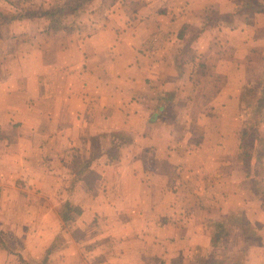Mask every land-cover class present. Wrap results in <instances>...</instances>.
Listing matches in <instances>:
<instances>
[{
    "label": "crops",
    "instance_id": "crops-1",
    "mask_svg": "<svg viewBox=\"0 0 264 264\" xmlns=\"http://www.w3.org/2000/svg\"><path fill=\"white\" fill-rule=\"evenodd\" d=\"M263 2L2 0L0 229L28 264H264Z\"/></svg>",
    "mask_w": 264,
    "mask_h": 264
},
{
    "label": "rangeland",
    "instance_id": "rangeland-1",
    "mask_svg": "<svg viewBox=\"0 0 264 264\" xmlns=\"http://www.w3.org/2000/svg\"><path fill=\"white\" fill-rule=\"evenodd\" d=\"M73 2H74V4H75V2H76V0H73ZM1 3H2V0H0V5H1ZM254 4V3H253ZM254 6H258L257 8L259 9V7L260 8H264V2H263V4L262 5H260L259 6V3H258V5H256V4H254ZM59 11V10H58ZM5 15H11V14H13L9 9H3V11H2ZM14 15V14H13ZM16 16V15H15ZM5 25H7V24H5ZM248 91H250V89H247V91H245V94H247V97H246V101L244 102V104L248 107V109H251L250 110V112L252 111L253 112V110H254V106H256L257 107V110H258V100H259V98L261 97V96H263L264 95V90H262V88H261V91L259 92V95L258 96H255L254 98H253V96L251 95V93L250 92H248ZM251 91H253V90H251ZM245 96V95H244ZM264 97V96H263ZM257 99V100H256ZM245 106V110H247V107ZM253 106V107H252ZM259 110H261V109H259ZM248 121L247 122V126H248V128L250 129V130H253L254 129V124H255V122H257L258 120H259V115L258 114H255L254 115V113H253V116L251 117V116H249L248 117V119L245 117V121ZM255 133L253 132L252 133V135L253 136H255L254 135ZM247 141H249V143H250V148H251V146H252V144H253V141H254V139H252V137L251 138H248L247 139ZM248 144V143H247ZM246 151H248V148L246 149ZM264 168H262L261 170H263ZM16 170V169H15ZM17 171V170H16ZM263 173V172H262ZM190 183H192L193 184V182H190ZM12 184L14 185L15 184V181H14V179L13 180H11V179H9V181H6L5 182V185L7 186V189H11L10 187L12 186ZM18 190H21V191H16V192H19V193H16V192H14V193H12V197H11V203H13V204H15V203H17L19 206H21V203H20V200H22L23 199V203H24V200H25V198L22 196V194L23 193H25V194H29V193H27V192H24V190H27V188H29V187H32V185L31 184H28V182H20L19 181V183H16V186H15ZM13 189V188H12ZM217 190H219V189H217ZM11 196V194H9V197ZM15 197L17 198L16 199V201H15ZM8 213H5V216H6V218H7V215ZM27 214H25V213H18L17 214V216H16V218L14 217L13 219L14 220H20V222H21V220L23 221V220H25V219H23L25 216H26ZM33 217H35V214H33ZM10 220V219H9ZM231 220V219H230ZM27 221V220H26ZM26 221H24V222H26ZM16 222H18V221H16ZM29 222V221H28ZM228 222V220L226 219V222H225V220H223V223H227ZM6 223V222H5ZM7 224H9V223H7ZM225 225V224H224ZM8 226V225H7ZM226 226V225H225ZM224 226V230H225V232L226 233H228L229 231H228V229L226 228ZM16 230H19V231H23L21 228L20 229H16ZM15 229L13 230V229H11L10 227H6V228H2V229H0V240L2 241V240H6L9 244H8V248H9V250H11V249H14L15 251H17V250H19L20 252H21V254H23V256H25V258H28L26 255H27V252H25V251H23V250H25V246H26V244H25V240H26V236L25 235H20V236H17L16 234V231ZM231 238H232V242H231V249H229V251L230 252H235V251H237V250H239V240H238V235L237 234H235V230L232 228L231 230ZM20 234H22V232H20ZM63 233H62V231H61V234L60 235H62ZM60 235L58 236V237H60ZM3 238V239H2ZM223 238V237H222ZM241 241V240H240ZM11 248V249H10ZM232 250V251H231ZM217 253V255H219V254H223L224 253V251L222 250V248H219V250L216 252ZM26 262H29V259L26 261Z\"/></svg>",
    "mask_w": 264,
    "mask_h": 264
},
{
    "label": "trees",
    "instance_id": "trees-1",
    "mask_svg": "<svg viewBox=\"0 0 264 264\" xmlns=\"http://www.w3.org/2000/svg\"><path fill=\"white\" fill-rule=\"evenodd\" d=\"M93 0H76L75 2V5L72 6V11H78L83 5H85L86 3L88 2H91ZM49 15V14H48ZM13 18V17H11ZM0 19H5V20H10V18H7L5 16L2 17V14H0ZM262 102H263V96L260 97V99L258 100V109L261 108V105H262ZM249 164L247 163L246 167L248 166ZM88 163L86 164H82L80 166V169H79V176L82 178H88L87 179V183L89 185V187H93V184L96 182L97 178L95 177V174L90 172V170H88ZM255 173V172H254ZM81 215V212L78 208H75L73 206H71V204H68L67 205V212L63 213L62 215V218L64 221H75L79 216ZM224 226L220 225L217 229V238H221L223 237V239H227L228 238V234L225 232V230L223 229ZM248 231H246L247 233ZM248 235H253L255 237L256 236V232L253 230V231H250L247 233ZM21 261L28 264V262H26L27 260L24 259V256H21Z\"/></svg>",
    "mask_w": 264,
    "mask_h": 264
}]
</instances>
